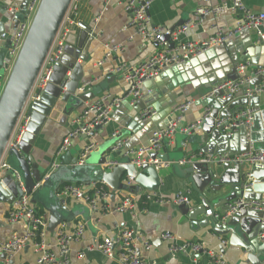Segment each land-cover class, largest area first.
I'll use <instances>...</instances> for the list:
<instances>
[{"label":"crops","instance_id":"obj_1","mask_svg":"<svg viewBox=\"0 0 264 264\" xmlns=\"http://www.w3.org/2000/svg\"><path fill=\"white\" fill-rule=\"evenodd\" d=\"M27 1L0 0V45L7 39L11 41L17 27H15L16 15L25 11ZM231 1L178 0L171 2L169 0H156L148 10L149 22L153 27H163L165 32L173 27H178L180 24L192 22L194 26L182 33L179 39L182 41L204 40L213 35L214 26L222 27L224 30L233 29L238 16L229 11L216 15L207 13L204 16H196L195 11L199 8L208 10ZM243 1L250 11L264 13V0ZM78 8L77 25L74 26L76 30L72 31L74 28L72 27L67 39L64 56L58 68L54 71L49 92L54 93L53 90L56 88V84L60 83L64 77L65 68L75 63L83 66L81 83L92 81V88H97L96 97L104 94L122 96L125 87L121 83L120 75L111 74L110 70L121 65L126 68L137 66L147 60L151 54L157 52L159 48L148 42L141 46L142 42L138 36L128 41L130 33L124 31V27L128 24L129 16L124 10L122 0H80ZM95 19H97V22H95ZM79 24L91 30V34L87 36L82 48L78 47L82 32ZM261 31L264 33V25L261 27ZM92 34L95 36L94 38L91 37ZM116 44H123L124 51L100 65L99 62L104 57L105 46ZM165 45L168 46V43H165ZM257 45L264 44L259 41L254 31L245 30L227 40L224 46L212 48L185 64L165 69V72L170 73L167 74L164 83L156 85L155 83L146 84L149 80L144 81L142 84V98L136 105L131 106L128 102H124L120 108L113 112L111 121L106 126L97 129L95 134L89 138L79 137L74 139L68 152L72 158H78L82 156L83 150L88 144H93L94 149H96L108 141L115 140L116 146H119L120 149L122 147V153L121 157H117L112 162H118L121 159L122 161H129L126 154L131 150L146 146L152 134L151 132L165 127L167 119L177 105L190 100L196 101L187 110L181 123L182 127L196 124L192 133L184 137L185 135L178 132L172 144L165 142V146L157 154L158 159L170 162V166L156 172L158 180L156 182L157 190L155 191L164 197H172L178 192L186 193L190 202L188 207L192 209L199 206L202 196L184 173V169L189 165L180 166L176 164L183 158L202 153L205 120L201 119L203 105L198 103V100L205 96L216 84L235 79L234 67L238 63L249 61L245 58L244 51ZM83 56L86 60L82 62L81 57ZM79 60L80 63H78ZM164 71L161 73H164ZM250 84L256 85V79L253 78ZM241 100L247 101V99ZM157 103H159V108L154 107ZM62 106L58 103L57 108L59 109H56L49 118H44L38 113H31L30 115L31 120L27 130L30 136L35 138L30 147V155L40 171H50L54 155L62 139L68 133L71 120L81 110L80 107L76 114L67 117L61 113ZM144 108L153 109L155 115L148 120H141L139 116L138 118L135 117L133 130H125L124 126L131 121L129 117L134 115L136 110L141 112ZM251 108H258L260 112H264V94L250 99L244 108L238 107V110L240 112ZM253 128L258 138L261 137V134L264 135V118L259 116L255 120ZM121 135L122 138H119ZM28 140L25 144L28 143ZM221 146L215 147L217 152L221 151L218 149ZM238 152V143L234 141L229 150L223 153L237 154ZM208 166L214 172L217 180L235 181L239 178L238 173L241 170L245 173V168L237 165L214 164ZM151 168L150 166V169L145 171L146 175L152 173ZM4 173H1L0 177ZM52 186L55 194L61 187L57 188V185L54 184ZM131 186H133V183ZM106 190L109 193L108 205L110 208H114L122 202L124 193L135 196L138 193L148 192L139 188V186L132 191L124 189L113 192L108 187ZM113 194L114 198L112 199ZM34 201L35 204L33 205L37 213L43 216L47 223V239L50 243L54 241L59 224L65 223L67 230H72L76 223H86L82 238L71 246L69 264H116L114 259L106 258L98 251H86V249L103 238H113L123 230L130 229L140 231L144 236V240L151 245L148 251L141 252V257L150 264H208V259L204 254L170 256L168 244L160 239L164 233L172 234L178 243H199L205 250L222 255L226 264H251L246 257V253L232 244L230 233L216 234L210 226L195 228L194 222H201L202 217H197L193 221L183 213L180 206L151 203L141 198L135 202L136 209L134 211H110L105 215H95L85 203L69 201L64 207V213L68 214L69 218L61 220L57 217L58 215L52 214L47 207L44 208L43 200L38 198ZM9 207V203L0 202V241L22 232L25 227L23 223L13 225L6 223L5 217ZM224 208V206L219 208L218 203L216 207L210 206L208 210L212 213L216 212L215 215H219ZM52 217L59 220V224L53 232H50L48 226ZM56 251V248H54V252ZM78 252H85L86 256L83 260L76 259L75 254ZM35 260L36 255L29 247L15 254L12 259H8L5 254L0 252V264H35ZM50 264L59 263L53 262Z\"/></svg>","mask_w":264,"mask_h":264},{"label":"built area","instance_id":"obj_2","mask_svg":"<svg viewBox=\"0 0 264 264\" xmlns=\"http://www.w3.org/2000/svg\"><path fill=\"white\" fill-rule=\"evenodd\" d=\"M154 1L156 0H122L124 10L129 16V21L124 27V31L130 33L128 41L138 36L142 42L141 46L148 42L155 44L159 50L151 54L147 60L137 66L126 68L124 65H121L110 70L111 74L120 75L121 83L125 87L124 94L122 96L104 94L81 106L79 114L70 122L71 129L62 139L54 155L49 172H53L59 168L60 156L68 152L69 146L74 139L93 136L97 129L106 126L111 121L113 112L120 108L124 102H128L131 106L136 105L142 98V84L144 81L158 76L167 68L185 64L212 48L224 46L227 40L245 30L254 31L259 41L264 44V33L261 31V27L264 25V13L250 11L243 0H232L230 3H223L208 10L199 8L195 11V15L204 16L207 13L216 15L227 11L235 13L238 19L233 29L224 30L222 27L214 26L212 30L213 35L207 39L200 41H182L179 39L180 35L194 26L192 22H187L176 28L171 36L174 46L169 48L161 40L162 35L165 33L164 28L153 27L149 22L148 10ZM169 1L176 2L178 0ZM40 2L41 0L27 1L24 18L16 27L7 51V59L3 65L4 72L7 76L22 48L32 18ZM79 2L80 0H71L69 4L63 22L54 37L34 81L26 107L12 132L5 153L0 160V174L11 171L10 166L6 162V157H4L7 151L14 149L20 153L19 145L31 120V116L28 114V108L34 100H39L37 93L44 91L52 82L55 67L59 65L64 56L66 42L71 29L77 25L76 18ZM95 22H97V19H95ZM122 51H124L123 44L106 45L104 57L99 64L102 65L105 61ZM9 61H11V64H9ZM80 62L79 60L78 63ZM70 72L71 70L66 73L67 79L59 85V90L61 91L60 97L66 91L65 86L69 81ZM234 72L236 75L235 79L225 80L216 84L205 96L198 100V103L203 105L202 120L206 119L212 112L213 107L211 101L213 100L234 98L240 92H242V99L247 100L264 94V67H255L250 61H244L234 67ZM253 78L259 79L256 85L250 84ZM2 84L3 82L0 85V90L2 89ZM90 86H92V81L81 83L76 90L75 96L85 93ZM195 103L196 101L190 100L177 105L167 119L165 127L152 132L146 146L131 150L126 154L130 164L134 165L137 170H140L144 165H148L156 172L170 166V162H164L152 156L157 155L161 151L165 146V142L172 144L178 132L185 136H189L192 133L196 124L182 127L181 123L187 110ZM259 112L260 109L251 108L245 111H238L232 118L218 117L215 120V128H222L223 132L227 135H233L241 127H251L255 116ZM153 115H155L153 109L144 108L139 113V118L141 120H148ZM93 149V144L86 145L82 157L90 153ZM118 149L119 146H115L113 151ZM194 163L205 165H237L245 168V176L248 177L249 172L254 168H264V150L250 148L248 152L243 154L197 153L179 160L176 164L188 166ZM116 164L117 162L110 161L102 165V167L105 170H111ZM14 178H19L16 172H14ZM124 185L126 188H129L132 182L125 180ZM249 186L246 185L245 188ZM37 187L38 185L35 186V188ZM106 189L107 186L103 182L64 184L57 190L56 196L63 207L69 201L83 202L95 215H105L110 213V211H134L136 209L135 202L141 198L151 203L173 204L175 206H189L190 203L186 193L178 192L172 197H164L156 191H148L144 194L138 193L135 196L130 195V193H124L122 202L118 206L110 208L108 205L109 193ZM243 210L261 214L263 217L261 224L264 226V197L261 200H246L241 197L228 203L221 214L213 215L212 211L206 210L205 215L206 217L214 216L221 221H225ZM5 221L10 225L23 223L25 227L22 232L13 234L10 238L0 241V252L5 254L8 259H12L15 254L29 247L36 255L35 264H50L53 262L69 264L71 246L82 238L86 227L85 222H78L72 230H67L65 223L59 224L55 232L54 241L50 243L47 239V223L44 217L37 213L36 208L26 194L19 196L10 204ZM259 237L263 238L264 232ZM160 239L168 244V251L172 257L178 254H190L192 256L204 254L208 259V264H226L222 255L205 250L199 243H178L176 238L169 233L162 234ZM150 247L151 245L144 240V236L140 231L130 229L123 230L113 238H103L92 247H88L86 251H98L106 258L114 259L116 264H150L141 257V252L148 251ZM54 248H56V252H54ZM85 256V252L75 254L78 260H83Z\"/></svg>","mask_w":264,"mask_h":264},{"label":"water","instance_id":"obj_3","mask_svg":"<svg viewBox=\"0 0 264 264\" xmlns=\"http://www.w3.org/2000/svg\"><path fill=\"white\" fill-rule=\"evenodd\" d=\"M71 0H41L35 15L32 18L28 33L23 42L22 48L16 57L9 75L4 78V55L2 51L7 52L10 39L5 40L0 45V160L5 153L7 144L12 135V132L26 107V103L33 87L34 81L39 73V70L44 62V59L51 47L54 37L63 22L66 11ZM25 11L16 15L15 27L24 18ZM183 24L178 25V27ZM82 32L79 38L78 47L82 48L87 36L91 34V30L79 24ZM176 27V28H178ZM175 27L167 30L161 40L168 43V47L174 46L171 36L176 30ZM95 36L92 34L91 36ZM245 58L248 59L255 67H264V45H257L251 49L244 51ZM82 62L86 60L81 57ZM58 65L55 67V70ZM71 70L69 81L66 83V91L60 97L61 91L59 85L66 80V73ZM83 78V66L81 64H73L64 70L62 81L56 84L53 94L49 91V86L44 91H39L37 96L39 100H34L28 108V114L38 113L44 118L51 117L52 113L59 109L57 104H62V112L67 117L76 114L78 109L86 102L93 100L96 97L94 88L90 86L88 90L75 96L76 90L79 87ZM257 83L259 79H256ZM49 89V90H48ZM48 90V91H47ZM242 92L235 95L234 98L226 100L211 101L212 112L204 119L203 125L205 137L202 140L201 152L204 154H218L228 151L234 141L238 143L240 154L246 153L250 148L254 150H264V135L257 137L254 131V122L261 116L264 118V112H259L255 118L253 125L249 128L241 127L236 130L233 135H227L222 128H215V120L218 117L232 118L238 113V107H243L249 103V100L242 101ZM138 103V102H137ZM130 116V122L124 126L125 130L132 131L134 128V119L138 118L140 111ZM69 128L68 131H70ZM186 137V136H184ZM122 138V135L121 137ZM29 139V140H28ZM34 137L30 136L28 130L22 137L19 145L20 153L14 149V155L18 159L20 165V173L16 170L7 171L0 177V202L12 204L19 196L26 194L30 196L35 189H41L43 185H57L59 188L63 184H82L103 182L113 192H118L124 189L135 190L137 186L147 191L157 190L156 182L158 175L152 169V173L146 175L145 171L150 169V166L144 165L140 170H137L129 161H120L112 167L111 170H105L102 165L121 157V149L113 151L116 146V141L111 140L102 144L99 148L93 149L84 157L72 158L69 152H65L59 158V168L53 172L40 171L38 165L34 162L30 155V147L34 142ZM26 140L28 143L25 144ZM26 145V146H25ZM222 145L216 151V146ZM156 158L157 155H153ZM220 165V164H219ZM11 168V167H10ZM16 172L19 178H14ZM186 178L190 180L194 188L200 192L202 198L200 205L195 208H189L186 205L180 206L183 213L189 219L195 221L197 217H202L201 222H194V227H211L214 233L222 232L230 233V241L232 244L241 248L251 264H264V237L259 235L264 232V226L261 224L262 215L256 212L243 210L237 215L221 221L214 216L206 217L205 212L210 206L216 207L219 203L220 207H225L231 201L244 198L246 200L256 199L261 200L264 197V168H254L246 177L241 170L239 178L235 181L217 180L214 172L208 165L194 163L184 169ZM125 180L133 183V186L126 188ZM22 185V187H21ZM38 185L37 188L35 186ZM250 185L245 188V186ZM114 198V194L111 196ZM35 204L34 200H31ZM50 211V209H48ZM52 214L59 215L56 209H53ZM216 212H213L215 215ZM59 224V220L51 218L48 230L53 232ZM239 239V240H238Z\"/></svg>","mask_w":264,"mask_h":264},{"label":"rangeland","instance_id":"obj_4","mask_svg":"<svg viewBox=\"0 0 264 264\" xmlns=\"http://www.w3.org/2000/svg\"><path fill=\"white\" fill-rule=\"evenodd\" d=\"M2 55H4V58L7 59V56H8L7 52L2 51ZM9 64H11V61H9ZM169 73L170 72L164 71V73H161L158 75L159 77L157 76L158 78L155 77L154 79H152L153 81L149 80V82H147L146 84L155 83L156 85H160V84L164 83V81H166L165 79L168 76L167 74H169ZM6 76H7V74L4 72V78H6ZM94 91L97 93L98 92L97 88H94ZM154 107L159 108V103L154 105ZM148 125H150V123H148ZM9 150L4 155V157H6L8 165L11 167V169L16 170L18 173H20V169H19L20 165H19L18 159L14 155V151H11L9 153ZM47 185L48 184L43 185V187L41 189H35L33 191V193L29 196L30 200H35V199L39 198V199L43 200V206L45 209H46V207L48 209H50V211H52L53 209H56V212L60 213L57 217H59L61 220L69 218V215L64 213L65 208L60 204V201L54 192L53 186H47ZM54 185L56 186V184H54Z\"/></svg>","mask_w":264,"mask_h":264},{"label":"trees","instance_id":"obj_5","mask_svg":"<svg viewBox=\"0 0 264 264\" xmlns=\"http://www.w3.org/2000/svg\"><path fill=\"white\" fill-rule=\"evenodd\" d=\"M78 10H79V8H78ZM75 28H76V27H74L72 31H75V30H76ZM66 45H67V42H66ZM65 48H66V47H65Z\"/></svg>","mask_w":264,"mask_h":264}]
</instances>
